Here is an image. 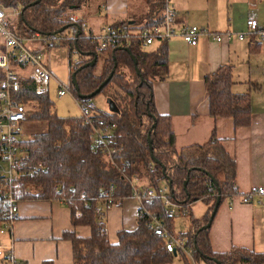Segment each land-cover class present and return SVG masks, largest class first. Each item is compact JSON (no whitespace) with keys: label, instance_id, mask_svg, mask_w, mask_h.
Wrapping results in <instances>:
<instances>
[{"label":"trees","instance_id":"16d2710c","mask_svg":"<svg viewBox=\"0 0 264 264\" xmlns=\"http://www.w3.org/2000/svg\"><path fill=\"white\" fill-rule=\"evenodd\" d=\"M83 1L0 0L5 6L20 7L16 24L19 33L25 34L31 30L57 32L64 25L76 26V36L63 39L61 43L76 46L78 51L79 58L70 69V76L75 72L78 87L75 89L71 84V90L78 100H85L86 95L111 70L113 72L96 94L104 92L113 101L116 110H106L95 104L89 120H85L82 113L59 115L53 109L47 91L36 92L33 83L23 84L20 93L22 101L36 102L35 109L29 110L27 119L46 122V129L20 141L26 153V163L40 161L43 164L42 168L23 177L25 182L30 183L24 197L63 199L71 211L72 224L90 226L88 236L77 235L74 230L63 231L62 236L72 243L73 264H155L168 262L174 255L191 264L190 254L180 247L168 250L162 229L150 226L151 214H158L168 232L176 233L175 215L164 213V206L158 197L143 202L137 225L132 229L118 230L116 242L108 240L104 221L96 210L97 200L110 184L114 185L113 199H119L130 194L132 176L137 175L151 185L165 181L172 200L190 203L202 199L208 204L207 211L201 217H195L188 211V229L179 232L191 247L196 264L264 263V252L261 251L236 245L227 251H215L210 246L209 226L204 225L209 220L217 193L222 200L236 192L234 159L214 131L203 143L176 147L171 118L156 110L152 90L153 80L163 78L168 70L167 41L161 40L155 48H147L143 46L141 38L131 32L123 37L121 44H113L96 52L95 42L81 27L82 21L65 13L80 7ZM145 3L147 9L133 16L137 26L145 18L147 23L158 18L161 0H145ZM127 24L126 19L113 23ZM77 26L81 27L79 33H76ZM255 36V33L251 34L250 43L259 46L260 41ZM94 55L95 62L87 64ZM131 55L136 59L135 64ZM99 60L100 69L97 72ZM204 82L211 115L231 117L235 125L250 123V89L232 90L230 63L221 64L208 72ZM259 86L255 83L250 88ZM101 117L115 122L113 144L121 148L112 156L93 148L90 140L92 124ZM151 153L159 162H155L156 171L153 174L146 166ZM0 182L4 190L6 181ZM2 218L0 213V220ZM41 264H53V261L44 259Z\"/></svg>","mask_w":264,"mask_h":264},{"label":"crops","instance_id":"0c3cea01","mask_svg":"<svg viewBox=\"0 0 264 264\" xmlns=\"http://www.w3.org/2000/svg\"><path fill=\"white\" fill-rule=\"evenodd\" d=\"M172 1L179 20L197 24L206 30L244 31L249 16L264 27V0H225V6L220 7L210 4L212 0H199L202 5L196 9L202 10L203 15H195L193 8L186 7L193 0ZM145 9V0H84L80 7L67 10V13L73 19H80L81 25L90 28L84 30L86 33L90 30L96 32L102 25L125 19L131 26H137L133 16ZM145 19L139 25L147 23ZM250 36L239 39L233 35L216 41L202 35L195 44H189L179 35L173 36L166 40L167 73L152 83L154 106L159 113L170 116L177 148L203 143L214 131L234 159L236 192L220 200L208 227L210 246L215 251H227L236 245L264 252V193L259 201L258 195H253L250 201L241 199L251 185L264 187V81L256 74L258 64L252 58L264 41L255 36L260 44L252 46ZM61 42L46 48V64L52 71L51 79H55L57 85L62 79L55 72L54 64L59 52L55 49L64 47L69 55L68 75L64 81L71 82L70 69L79 58L78 51L73 49L76 46L62 45ZM153 44L149 48H155L159 42ZM73 52L77 56L74 62L71 58ZM224 63L232 65V90L250 89L251 119L247 125H235L231 117L213 116L209 112L204 76ZM241 66L245 67L240 69ZM255 83L260 86L250 88ZM104 109L111 110L110 107ZM194 201L188 204V211L195 217H201L207 211L208 204L203 201L202 213L194 215ZM139 208L138 200L128 195L119 198L106 211L103 221L110 242L118 240V230L132 229L137 225ZM179 215L185 216L178 214L175 217ZM64 230H74L80 236H88L91 232L88 224H72L71 211L63 199L25 198L23 195L19 199L18 216L11 229L13 254L23 264H41L44 259H51L53 264H73L72 243L62 236ZM2 237L5 243H9V234ZM190 258L196 264L191 254Z\"/></svg>","mask_w":264,"mask_h":264},{"label":"built area","instance_id":"2783aa9c","mask_svg":"<svg viewBox=\"0 0 264 264\" xmlns=\"http://www.w3.org/2000/svg\"><path fill=\"white\" fill-rule=\"evenodd\" d=\"M20 12L19 6H5L0 2V179H3L0 181H6L7 186L2 190V182H0V213L3 217L0 220V264H23L22 260L17 258L12 251V224L18 216L19 199L26 192L27 186H30V183L25 182L23 177L29 175L33 170L43 167L40 161L33 164L26 163V153L20 145V141L24 138L22 133L23 122L29 111L27 103L23 102L20 97L22 86L33 83L36 92L47 91L52 71L46 64L44 49L60 43L65 38L76 36L74 25H70L62 32L31 30L25 34L19 33L16 24ZM246 22L247 28L244 31L206 30L197 24L179 20L174 2L161 0V9L155 21L143 23L135 26V28H130L129 23L127 25L105 24L98 31L90 30L86 34L95 42L94 48L97 52L110 45L121 44L123 37L131 32L136 33L141 38L143 46L167 40L176 35L184 38L189 44L197 43L202 35L212 40L221 41L233 35L242 39L255 33L258 40L264 41V27H260L257 20L252 16H249ZM82 27L84 30L90 29L85 24ZM73 49L77 51L75 47ZM67 92L73 95L71 82L58 81V95ZM74 98L80 106L85 120H89L96 104L94 99L87 97L85 100H78L75 96ZM114 127L115 122L104 117L98 118L92 124L90 132L93 148L101 150L108 156H112L114 152L120 149V146L113 144ZM146 166L151 174L155 173L156 165L151 158ZM130 186L129 196L138 200L139 211L143 210V202H147L152 197H158L161 200L164 213L167 215L186 214L188 211L189 203H179L170 198L166 183L159 182L157 185H151L135 175L130 179ZM113 190L114 185L110 184L97 200L96 210L102 220L106 211L118 201V199H113ZM263 193V186L251 185L249 190L241 195V199L250 201L253 195H258L259 201L260 195ZM144 210L147 211L145 208ZM150 226L162 229L167 238L166 247L168 250H175L176 247H180L191 254V247L185 243V237L179 233L168 232L160 215L151 214ZM4 234H9V243L4 242L2 237Z\"/></svg>","mask_w":264,"mask_h":264},{"label":"rangeland","instance_id":"374dc122","mask_svg":"<svg viewBox=\"0 0 264 264\" xmlns=\"http://www.w3.org/2000/svg\"><path fill=\"white\" fill-rule=\"evenodd\" d=\"M212 5H216L218 7L220 6H225V0H212ZM202 5L199 0H193L189 4L186 5L187 8H193L192 11L195 13V15H203V11L200 9H196L197 6ZM202 7V6H201ZM212 8V7H211ZM65 13L68 15L70 13ZM151 45V46H150ZM147 46L153 47L154 44H150ZM59 50L56 62L54 64L55 67V72L56 75L62 79L60 81H64L67 78L68 75V66H67V61H68V53L65 51L64 47H61V49H55ZM44 57L45 60H48V55H47V50L44 49ZM76 53L73 52L71 55V58L74 62L76 58ZM253 59L257 60L258 64V69L257 73L259 79L264 81V73H263V66H264V42L262 43V46L260 50L258 51L256 56L252 57ZM245 66H241L240 69H242ZM97 70L100 69V61L97 64L96 67ZM263 83V82H262ZM49 96L53 102V109L59 114V115H77L81 114V109L80 106L75 102L74 96L67 92L64 95H58L57 93V82L55 79H51L49 83ZM94 100L98 103V106L101 108H107L109 109V104H108V97L105 95L104 92H100L96 94L94 97ZM27 106L29 110H33L36 107V102L34 101H29L27 102ZM46 129V122L44 120H28L27 118L23 122V136L25 138L30 137L34 132L44 130ZM204 202L201 200H195L193 202V213L194 215H200L204 209ZM185 216H177L174 218V232L179 233L181 231H185L188 229L189 223H190V213L188 212L186 214H183ZM191 264H193L191 258H189ZM158 264H186L185 260L181 258L179 255H174L168 262L164 263H158ZM243 264V263H242Z\"/></svg>","mask_w":264,"mask_h":264},{"label":"water","instance_id":"95a60500","mask_svg":"<svg viewBox=\"0 0 264 264\" xmlns=\"http://www.w3.org/2000/svg\"><path fill=\"white\" fill-rule=\"evenodd\" d=\"M35 1H37V0H35ZM66 27V25H64V26H61L58 30H56L57 32L58 31H62L64 28ZM80 30H81V27L80 26H77V32L76 33H79L80 32ZM53 32H55V31H53ZM76 35V34H75ZM132 56V59H133V61H134V64L136 63V59H135V57H134V55H131ZM95 60H96V55H94V57H93V59L91 60V61H89L87 64H93L94 62H95ZM87 64H83V65H87ZM81 67V66H80ZM112 70L109 72V74L99 83V85L92 91V92H90V93H88L87 95H86V97H91V96H93V95H95L97 92H99L100 91V89H101V87L105 84V83H107V81L110 79V77H111V75H112ZM71 83L73 84V86L75 87V89H77L78 87H77V82H76V79H75V72H72L71 73ZM108 104H109V107H110V109L111 110H116V107H115V105H114V103H113V101L110 99V98H108ZM150 140V139H149ZM151 158H152V160L154 161V162H156V163H159L158 162V160L153 156V154L151 153ZM163 169V168H162ZM186 183V180L184 181V184ZM214 183L217 185V181L214 179ZM219 202H220V194L219 193H217V196H216V199H215V202H214V205H213V208H212V210H211V212H210V216H209V220L206 222V224L204 225L205 227L206 226H209L210 225V221H211V219H212V217H213V215H214V213H215V210H216V208H217V206H218V204H219ZM203 226V227H204Z\"/></svg>","mask_w":264,"mask_h":264}]
</instances>
